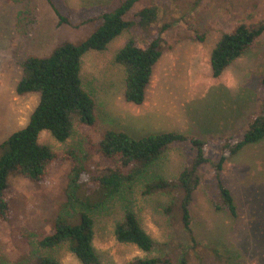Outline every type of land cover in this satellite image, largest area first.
<instances>
[{"label":"rangeland","instance_id":"rangeland-1","mask_svg":"<svg viewBox=\"0 0 264 264\" xmlns=\"http://www.w3.org/2000/svg\"><path fill=\"white\" fill-rule=\"evenodd\" d=\"M116 4L119 0H0V145L28 124L39 102L38 94L16 93L22 61L28 56L47 57L65 42L87 40L102 24L103 13ZM147 6L160 10L151 30L126 31L106 51L90 52L83 59V84L96 101L97 125L76 129L64 143L45 131L40 142L59 153L75 148L86 154L90 145L85 136L98 142L110 130L136 139L176 132L205 140L208 163L199 170L201 184L190 206L196 246L182 218L164 212L167 198L140 196L137 212L156 250L147 254L118 242L112 217L96 226L94 246L103 264H129L149 256L177 258V253L180 256L186 250L189 264H264V139L247 145L223 166V183L234 198L236 217L227 208L217 209L223 199L216 178L230 141L227 138L233 142L242 139L252 121L263 113L264 35L220 77H213L211 69V54L224 33L238 24L264 21V0H140L132 13ZM196 34L205 35V39L201 41ZM159 36L164 54L155 67L145 102H127L125 68L115 57L129 39L145 46ZM196 154L190 142H177L159 166L164 176L177 177L193 164ZM87 165L81 180L85 189L103 169L94 154L89 155ZM71 166L69 160H56L41 184L18 174L10 176L5 198L12 205L13 219L11 225L0 222V264H32L21 262L30 253L28 234L51 231V217L64 202ZM210 247L225 258L217 257ZM47 254L61 264H82L67 245Z\"/></svg>","mask_w":264,"mask_h":264},{"label":"trees","instance_id":"trees-1","mask_svg":"<svg viewBox=\"0 0 264 264\" xmlns=\"http://www.w3.org/2000/svg\"><path fill=\"white\" fill-rule=\"evenodd\" d=\"M139 1L119 0L113 10L103 13L102 24L82 43L65 42L47 57L28 56L21 63L22 76L16 93L20 96L38 94L39 102L28 124L0 145V222L6 225L12 223V205L5 198L12 174L41 184L47 179L53 162L60 159L72 163L63 193L64 202L59 204L51 217V231L45 235L28 234L30 253L21 262L61 264L47 251L67 245L82 264H103L94 246L95 229L100 220L111 217L113 234L118 242L134 245L147 254L152 253L157 245L141 224L137 212L139 196L167 198L169 203L164 212L182 218L186 232L195 245L190 206L194 192L201 184L199 170L208 163L204 153L205 140L176 132L136 139L127 133L110 130L98 142H93L90 135L85 136L90 145L86 154L75 148L59 153L40 142V136L45 131L64 143L76 129H91L97 125L96 101L83 84V59L90 52L106 51L109 44L126 31L134 28L143 32L151 30L160 10L147 6L133 14L132 9ZM263 35L264 21L238 24L224 33L211 54L213 77H220L233 62L255 48ZM196 38L203 41L205 35L196 34ZM161 41L159 36L141 46L136 40L129 39L117 53L115 62L122 65L126 72L124 95L127 102L135 105L145 102L155 67L164 54ZM263 139L264 110L252 121L242 139L233 142L227 138L230 141L224 148L216 173L223 199L222 206H217L218 210L227 208L232 216H237L234 198L222 179L224 164L247 145ZM177 142H190L197 154L190 167L179 176L168 178L159 165L166 151ZM90 154L99 156L103 169L93 178V185L85 189L81 180L88 171ZM210 249L214 252L213 248ZM215 254L225 258L218 252ZM188 259L189 252L186 250L183 255L177 253V258L172 255L139 257L129 264H189Z\"/></svg>","mask_w":264,"mask_h":264}]
</instances>
